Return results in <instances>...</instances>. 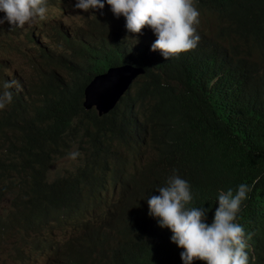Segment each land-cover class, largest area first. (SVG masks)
I'll return each mask as SVG.
<instances>
[{"label":"clouds","instance_id":"1","mask_svg":"<svg viewBox=\"0 0 264 264\" xmlns=\"http://www.w3.org/2000/svg\"><path fill=\"white\" fill-rule=\"evenodd\" d=\"M55 8L60 14L69 8L79 21L65 28L58 23L61 19L52 15ZM263 11L264 0H0V26L4 25L0 38L24 35L30 41L27 48L37 53L30 58V64L33 67L35 61L39 62L31 80L46 77L38 68L50 71L48 77L69 80L73 71L91 58L112 56V64L92 75L82 88L81 107L92 109L101 117L128 90L152 81L190 97L192 86L200 88L215 79V61L205 48L215 40L214 33L256 29ZM56 23L50 33L51 24ZM51 38L63 39L65 46L60 56L70 64L56 62L48 45ZM136 48H141L142 57L133 62ZM8 51L10 48L0 46V58ZM123 66L134 68L135 73L126 88L120 90L117 103L102 114L95 105L85 108L84 89L91 80ZM21 78L16 74L3 76L0 110L9 108L12 89L22 91V86H26ZM107 79L114 80L111 74ZM250 117L264 122V103L255 104ZM49 134L47 129L38 132L41 138ZM75 146L78 145L53 155L47 177L40 180L21 165L28 148L26 133L11 122L0 125V241L17 236L26 255L19 250L17 254L27 264H38V259L47 254L53 255L50 264H54L64 253L68 254L64 264H86L88 258L93 264H264V209L251 213L247 219L239 213L259 176L250 185L242 183L219 190L211 209H207L201 202L192 201L191 185L174 171L145 197L137 215V223L152 238L143 256H124L118 249L134 210L137 183L109 186V201L99 199L108 191L99 193L97 215L89 219L77 208L75 197L83 185L104 172L106 148L101 141L84 146V162L51 178L58 159L80 155L71 153ZM134 157L124 156L120 167L126 176L138 178L142 167L134 165ZM57 179L63 184L60 188L50 184ZM8 195L9 211L4 208ZM124 198L126 206L113 218V210ZM103 201L111 206L106 214ZM54 221L73 222L83 231L81 248L66 249L63 241L51 240L50 225ZM97 248L99 259L92 256Z\"/></svg>","mask_w":264,"mask_h":264},{"label":"trees","instance_id":"2","mask_svg":"<svg viewBox=\"0 0 264 264\" xmlns=\"http://www.w3.org/2000/svg\"><path fill=\"white\" fill-rule=\"evenodd\" d=\"M213 38L205 48L215 61V79L200 88L192 86L190 97L152 81L128 90L99 117L81 107L85 82L112 64V56H99L73 71L69 80L46 76L30 80L22 91L12 89L9 108L0 110V125L11 122L28 136L21 165L40 180L47 177L53 155L74 144L83 148L103 142L105 170L83 185L75 200L93 219L99 193L109 186L137 183L134 210L118 249L121 255L143 256L152 238L137 223V215L145 197L174 171L191 185L192 201L207 209L219 190L250 185L259 176L239 213L247 219L264 209V122L250 117L253 106L264 103V11L256 29L216 31ZM132 57L139 61L141 48ZM42 129L50 132L46 138L38 136ZM143 150L149 160L140 176H126L120 161ZM50 184L63 185L58 179ZM103 205L106 214L111 206L105 201Z\"/></svg>","mask_w":264,"mask_h":264},{"label":"rangeland","instance_id":"3","mask_svg":"<svg viewBox=\"0 0 264 264\" xmlns=\"http://www.w3.org/2000/svg\"><path fill=\"white\" fill-rule=\"evenodd\" d=\"M52 15L61 20V25L65 28H69L71 25L74 26L79 21V17H77L69 8L63 11L61 14L59 13L58 8L53 9ZM57 25L51 24L52 28L49 29V32L52 33L53 28ZM0 29L4 30V25L0 26ZM39 31V30H38ZM36 29H34V33ZM3 32V31H2ZM53 34H51V37ZM129 43L130 40L126 39ZM42 42L41 44H44ZM132 43V41H131ZM30 45V41L26 39L24 35L22 36H7L5 38H0V46H5L6 48H10V51L6 53L4 58H0V82L4 75H12L16 74L17 76L22 77L21 81L25 85H29L31 75L35 72V67L39 66V62L35 61L34 66L30 64V58H33L36 55V51H32L27 47ZM50 46V50L53 53V56L57 63L61 64H70L71 62L68 59H65L60 56L63 52V48L65 43L62 38L55 39L51 38L48 42ZM13 48V49H11ZM75 60V59H73ZM46 76L50 71L45 69H40ZM79 152L80 155L75 159H72L70 155L65 158L58 159L51 170V178H54L58 175L65 174L69 170H74L80 163L84 162L86 158V153L84 149L75 146L71 153ZM148 153L143 151L140 155H137L133 158L134 165L141 168L148 161ZM112 190H109L107 193H103L99 199L109 201ZM11 197H8L5 200L4 208L9 211L11 209ZM126 199L124 198L119 206L115 208L113 211V218H116L118 211L120 208L126 206ZM5 218V215H3ZM51 240L59 243V241H63L65 243L66 249L73 248L79 249L81 248L80 241L83 237V231L79 230L77 226L73 222L62 223L58 221H54L51 225ZM18 250L25 254L24 244L19 242L17 236H10L6 238L5 241H0V264H27L24 258H20L18 256ZM67 253H64L57 263L54 264H64V260L67 258ZM93 257L99 259L100 257V249L97 248L95 252L92 254ZM53 260L52 254H47L43 258L38 259V264H50ZM86 264H93L92 258H88Z\"/></svg>","mask_w":264,"mask_h":264},{"label":"water","instance_id":"4","mask_svg":"<svg viewBox=\"0 0 264 264\" xmlns=\"http://www.w3.org/2000/svg\"><path fill=\"white\" fill-rule=\"evenodd\" d=\"M134 73V68L123 66L119 68L109 69L106 74L95 76L94 79L91 80V82L84 89L85 98L82 103L83 106L88 109L92 107V105H95L99 114L109 111L117 103L120 95V90L126 88L125 86L128 85L129 80ZM110 74L114 78L112 82L107 79V76Z\"/></svg>","mask_w":264,"mask_h":264}]
</instances>
